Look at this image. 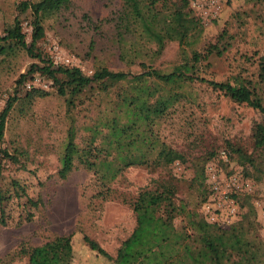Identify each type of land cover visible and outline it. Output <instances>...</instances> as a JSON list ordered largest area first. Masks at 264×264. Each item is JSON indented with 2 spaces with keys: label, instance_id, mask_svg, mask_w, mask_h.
<instances>
[{
  "label": "rangeland",
  "instance_id": "rangeland-1",
  "mask_svg": "<svg viewBox=\"0 0 264 264\" xmlns=\"http://www.w3.org/2000/svg\"><path fill=\"white\" fill-rule=\"evenodd\" d=\"M38 1L0 0V35L17 19L29 43L30 12L22 13L18 6ZM119 7V0H68L61 7L51 5L41 12L44 37L37 48L54 64L77 67L89 76L99 68L137 74L142 71L141 62L169 73L178 65H192L194 51L203 54L209 46H217L220 55L212 53L194 64L196 75L250 87L264 104V83L258 80L259 59L264 57V1L216 0L212 4L211 0H190L180 17L170 19L161 53L154 54L156 47L148 45L127 62L119 59L111 22ZM184 41L188 44L183 45ZM4 47L0 52V112L13 95L16 80L34 63L22 50ZM32 89L46 95L31 99L26 94ZM120 91L87 93L69 108L52 83L37 74L19 88L0 149L17 161L3 163H21L24 170L8 164L3 188L18 181L29 198H39L42 204L30 210L32 219L26 221L25 199L8 203L7 224L0 226V264H27L20 254L23 248L40 246L57 236L71 237L72 264H111L92 252L84 238L115 257L135 227L128 203L142 190L161 184L174 187V202L184 208L174 220L176 228L186 225L187 212L221 231L235 227L258 251L252 264H264V147L254 149L252 139L253 128L263 116L205 84L187 85L185 97L153 129L159 144L180 153L185 162L176 161L165 169L130 167L108 185L105 198L98 195L105 189L96 175L79 165L66 179L57 177L68 129L74 127L78 149L86 147L90 129L109 117Z\"/></svg>",
  "mask_w": 264,
  "mask_h": 264
},
{
  "label": "trees",
  "instance_id": "trees-1",
  "mask_svg": "<svg viewBox=\"0 0 264 264\" xmlns=\"http://www.w3.org/2000/svg\"><path fill=\"white\" fill-rule=\"evenodd\" d=\"M262 2L264 0H254ZM68 0H39L36 3L21 2L19 11L30 12L31 41L26 42L21 23L16 19L4 35H0V52L17 48L34 63L19 76L15 90L0 112V145L3 142L6 120L17 101L18 90L32 76L37 74L52 83L58 96L66 98L67 106L73 107L75 99L96 91L107 95L112 89H120L117 101L112 103L108 118H103L91 130V139L86 147L78 149L74 127L67 131L66 143L60 158L57 177L66 179L76 165L93 172L100 187L98 195L105 198L108 185L130 167L165 169L176 161L185 162L177 151L159 144L154 126L164 119L185 96L189 84H205L213 91L222 92L230 100L245 104L258 111L263 121L253 128L254 149L264 147V104L259 96L244 85L209 81L195 73V66L208 59L212 53L220 55L217 46H209L203 54L192 53V65H178L169 73L139 63L140 73L114 72L99 68L91 75H85L77 67L56 65L50 57L37 48L44 37L41 12L51 5L61 7ZM120 7L113 14L111 22L119 43V59L127 62L130 55H137L154 45L158 55L167 42L168 23L172 17H180L190 5V0H119ZM187 41L183 45H187ZM132 62V61H128ZM133 64V63H130ZM258 80L264 83V57L259 59ZM46 94L31 90L26 96L33 99ZM99 140V141H98ZM98 141V143H97ZM15 156L0 149V226L7 224L8 203L14 199H25L26 221L32 219L30 210L41 206L38 198L32 200L24 187L15 180L9 189L3 188V172L8 164L24 170ZM78 160V163H74ZM202 175V174H201ZM175 189L170 184L145 189L129 202L135 216V227L124 240L115 257H111L95 242L84 238L92 252L102 256L111 264H252L258 257L252 243L235 227L228 231L209 225L193 212H187L185 226L178 229L174 220L184 212L183 206L174 202ZM27 264H72L73 250L70 236H57L40 246L22 249Z\"/></svg>",
  "mask_w": 264,
  "mask_h": 264
},
{
  "label": "built area",
  "instance_id": "built-area-1",
  "mask_svg": "<svg viewBox=\"0 0 264 264\" xmlns=\"http://www.w3.org/2000/svg\"><path fill=\"white\" fill-rule=\"evenodd\" d=\"M216 2V0H211V3L214 4ZM28 89H31V85H27L26 86Z\"/></svg>",
  "mask_w": 264,
  "mask_h": 264
}]
</instances>
